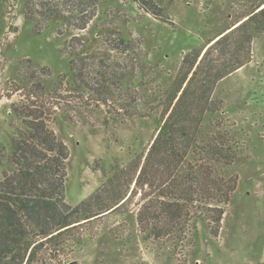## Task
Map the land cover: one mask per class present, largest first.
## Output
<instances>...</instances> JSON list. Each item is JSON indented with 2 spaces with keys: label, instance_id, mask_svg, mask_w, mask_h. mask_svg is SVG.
Returning <instances> with one entry per match:
<instances>
[{
  "label": "trees",
  "instance_id": "1",
  "mask_svg": "<svg viewBox=\"0 0 264 264\" xmlns=\"http://www.w3.org/2000/svg\"><path fill=\"white\" fill-rule=\"evenodd\" d=\"M131 1L161 19L156 0ZM88 21L76 29L84 30ZM100 35L72 33L60 48L66 71L53 77L42 66L39 80L31 74L22 85L21 104L10 106L23 125L13 133L10 149L0 144V264L61 263L69 242L109 229L98 224L91 232L87 225L121 210L151 239L195 238L201 222L211 236L218 233L237 187L231 167L241 158L244 142L223 129L217 116L225 111L224 102L213 92L223 78L251 61L253 39L264 40V0L182 56L161 106L144 107L134 87L123 91L117 53L125 48ZM124 99L130 103H121ZM124 111L130 118L156 120L148 146L114 167L95 191L72 206L64 194L69 151L50 122L88 124L90 114L101 113L108 127L104 113Z\"/></svg>",
  "mask_w": 264,
  "mask_h": 264
},
{
  "label": "rangeland",
  "instance_id": "2",
  "mask_svg": "<svg viewBox=\"0 0 264 264\" xmlns=\"http://www.w3.org/2000/svg\"><path fill=\"white\" fill-rule=\"evenodd\" d=\"M257 1L156 0L162 8L158 19L138 9L131 0H0V144L10 149L13 133L23 125L10 106L21 104L22 85L30 75L39 80L42 66L50 68L53 77L66 71L67 57L60 48L72 33L100 32L102 41L125 48L117 53L124 76L123 91L127 88L132 92L134 87L144 107L161 106L182 56L249 11ZM84 20H89L86 28L77 30ZM251 53V61L223 78L213 92V97L224 102L225 111L217 116L223 129L233 131L244 142L241 158L231 167L238 176L237 187L217 235L211 236L201 222L195 238L151 239L140 233L129 214L121 210L87 225L91 232L98 224L109 229L99 230L94 238L84 236L80 243L69 242L61 252L62 262L50 264L73 260L78 264H264L262 38L253 39ZM121 103L126 105L130 99ZM104 115L108 127L101 113L90 114L88 124L59 118L50 122L69 151L64 194L72 206L95 191L114 167L124 166L143 153L154 134V119L130 118L126 111ZM138 196L131 208H135Z\"/></svg>",
  "mask_w": 264,
  "mask_h": 264
},
{
  "label": "water",
  "instance_id": "3",
  "mask_svg": "<svg viewBox=\"0 0 264 264\" xmlns=\"http://www.w3.org/2000/svg\"><path fill=\"white\" fill-rule=\"evenodd\" d=\"M66 264H78V262L75 261V260H73V261H70V262H68V263H66Z\"/></svg>",
  "mask_w": 264,
  "mask_h": 264
}]
</instances>
